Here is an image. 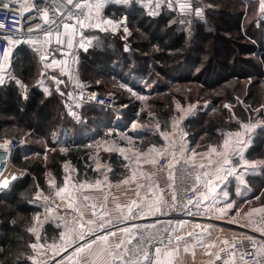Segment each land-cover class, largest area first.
<instances>
[{
	"label": "trees",
	"instance_id": "obj_1",
	"mask_svg": "<svg viewBox=\"0 0 264 264\" xmlns=\"http://www.w3.org/2000/svg\"><path fill=\"white\" fill-rule=\"evenodd\" d=\"M203 2L214 7L210 23L197 24L192 33L175 28L179 19L168 5L162 10L165 20L159 22L138 9L118 10L112 19H126L130 38L100 32L93 48L81 53L79 79L90 90L115 93L121 105H128L122 111L120 126L118 121L114 124L116 114L111 110L85 106L71 115L64 103L67 98L43 99L36 87L42 62L35 48L25 40L15 47L10 64L16 78L0 86V142L15 136L25 138L26 146L13 152L12 163L27 174L0 194V264H35L31 245H36L38 238L30 229L41 221L43 206L38 196L41 191L48 192L46 177L50 174L57 185L62 184L67 163L77 169L76 181L82 173L89 177L94 166L89 143L97 134L100 137L101 131L121 130L137 119L142 106L121 84L149 94L148 104L165 125L171 122L175 99L184 105L211 104V112L198 110L184 123L191 148L199 146L207 151L223 142L224 133L239 130L240 123H257L249 137L246 158L261 167L246 177L239 198L241 202L245 197L253 198V209H264V20L260 2ZM19 78L30 94L19 85ZM148 83L150 89L146 88ZM225 105H231L232 110ZM255 110L261 118L255 117ZM165 125L162 127L168 131ZM101 161L117 169L116 156ZM232 187L228 190L234 197ZM60 234V226L49 222L40 242L55 243Z\"/></svg>",
	"mask_w": 264,
	"mask_h": 264
},
{
	"label": "rangeland",
	"instance_id": "obj_2",
	"mask_svg": "<svg viewBox=\"0 0 264 264\" xmlns=\"http://www.w3.org/2000/svg\"><path fill=\"white\" fill-rule=\"evenodd\" d=\"M89 1L88 3H94L95 0H87ZM192 7H193V13L188 14L187 10H185L182 13H178L176 11V8L172 5V11H174L179 19V25L176 26L175 28L178 29L180 24L186 21H191L193 24L196 26L199 23H206L207 19L210 18L211 12L214 10V7H211V4H206L203 2V0H191ZM200 9V14H196V10ZM104 10L103 5L100 7V9L97 11L95 8L90 9L91 11V17H90V22H88L89 25H91L92 29H85V31H91L89 34H93L94 37H96V34H100V32H112L110 30L104 31V29H107L110 24L103 23L105 20H109L105 15L102 14ZM86 13L89 11L88 9L85 10ZM100 12V14H96L95 12ZM134 10H131L130 12H134ZM262 12V10H261ZM92 14H94L92 16ZM98 16V18H97ZM111 16V15H110ZM91 18H93L94 22L91 21ZM159 18H161V21L165 20L163 15L155 19L156 22H159ZM196 19L197 21H194ZM211 19V18H210ZM72 23H75L72 22ZM86 23V21H85ZM96 23H98L96 25ZM119 23V25H116ZM114 23V28H116V35L124 37V38H130L132 35L131 30L127 26L126 19L123 18L121 21ZM125 28L127 29L126 34L124 33ZM114 33V32H112ZM190 33V32H189ZM71 39L74 38L75 35H73V29H69L67 31V34L60 37L61 40H63V46L60 48V44H57L56 37L53 36L50 38L48 43H45V41L49 38H43L42 42L43 45L46 48V51L48 52L47 48L52 52L53 56L50 57L51 62L49 64H43L41 63L40 65V73L38 75H41L42 72H45L48 77H51L52 84L51 86L53 87V91L55 90L54 86L57 87L60 90V86L63 84H69L72 82H76V87L77 88H88V85L81 81L78 77L79 73V67L80 64L83 62L81 58V53L88 52L91 48H93L94 44L91 46V48L87 51H80L78 50V47L76 44L72 45L70 49H68L69 53L67 52V48L65 47L66 44H68V37ZM97 39V37H96ZM23 41V40H20ZM31 41V40H29ZM19 43H15L12 46V50L14 51L15 47ZM30 46L34 47L35 44V53L38 58V53L36 51V42L35 43H29ZM127 53L130 54L131 48L129 45L126 48ZM39 59V58H38ZM40 60V59H39ZM54 60H56L54 62ZM10 64V61L8 65ZM50 65V66H49ZM58 66V68H57ZM11 68V64H10ZM58 69V71H56ZM57 74H54V73ZM63 83L57 84L52 77H55ZM37 78V79H38ZM20 83V81H17ZM37 82V81H36ZM151 82V81H149ZM148 86L146 87L147 89H150L149 83L147 84ZM3 86V85H2ZM120 85H117L119 87ZM126 86V87H124ZM121 88L126 89L128 92L131 94V99L135 102H138L141 104L142 107H140L138 111V117L135 119L132 123H129L126 126H122L121 130L119 129H109L106 132V135L98 138L97 136L94 137V140L89 143L92 145L93 148V154H92V159L93 161L91 162L93 166V171H95L96 166H100V169L98 171V178L95 182L97 184V181H99L98 186L101 187L103 193H107L106 191L109 190L108 185H109V173L108 169L112 167V165L109 162H102L101 160L109 155L116 156V162L118 163L116 172H121L124 170L127 165L130 167H138V168H148L151 171L154 168V164L150 163V161H157L158 157L160 156V153L165 149L167 146L161 139L158 129L156 127L157 124L160 125V128L163 129L162 126L165 124L161 121V118L158 117L157 113L152 109V106L148 104L150 100V95L146 94L145 92H139L134 89H132L130 86L127 87V84H121ZM62 89V88H61ZM89 89V88H88ZM113 90V88H112ZM56 91V90H55ZM101 93V92H100ZM112 92L108 93H101V94H109ZM115 94V93H113ZM116 95V94H115ZM117 96V95H116ZM56 98V94L50 96L49 98H45L43 96V99H46V101L51 100ZM118 98V96H117ZM65 106L68 108V110L74 106L72 102H70L68 99H66V102L64 101ZM174 107L172 109L173 116L170 118L169 122L167 125L168 127V132L172 134L173 136V141L171 143L172 149L177 154L178 159H184L188 158V153L190 152H195L197 155H205L208 153V155L204 158L198 159L197 155L192 156L191 159H194L199 165L204 164L206 166L211 167L214 169V175L216 177L215 173V168L217 166L222 165V157L218 155L217 153H220L223 150L222 145L226 139H229V147L227 149L228 153V158L232 160L235 157V154L237 150H239L241 153H244L246 155L247 149H248V142H250V136L256 131L258 124L257 123H248V124H242L240 123V129L231 133H224V138L223 142L218 145V146H211L209 150H204L200 149L199 146L195 148L190 147V142H189V134L187 131V128L184 126V123L186 119L191 116L195 115L198 113V110H210L212 111V106L209 103L205 104H189V105H184L180 103L177 99L173 101ZM118 104L120 106H123L119 103V98H118ZM74 108V107H73ZM224 108H226L228 111L232 110L231 105H225ZM77 109V108H75ZM255 117L261 118V114H259L258 110H255ZM76 113V112H75ZM122 111L120 113V118L117 120L118 116H116L114 119L116 124V120L118 121V126H120V122L122 123L123 119L121 117ZM144 114V118L142 119V115ZM71 115H73V112H71ZM261 124L263 122L261 121ZM135 125V128L133 127ZM243 125H248L249 127L247 129L243 128ZM255 125V127H252ZM117 126V127H118ZM104 130V129H101ZM164 130V129H163ZM166 131V130H165ZM241 133L240 136H235V133ZM231 134V135H230ZM18 137V136H15ZM21 138V137H19ZM22 139L25 140L24 137ZM238 141H242V143H238ZM27 143V141L25 140ZM161 142L163 143V146L161 145ZM1 144V142H0ZM199 147V148H198ZM216 148V152H212V148ZM181 149H184V152H181ZM123 150V151H121ZM135 152L136 154H134ZM127 157V159H126ZM208 160L207 162L205 161ZM246 161L249 162V164L255 163V167H248L247 170L245 171L244 169L240 170L239 175L243 176V181L241 182V179L233 176H226L225 172H221V176H226V179L224 181L217 182L215 180V185H216V193L211 194V192H203L205 189V185L202 187V195H207L208 199L203 200L201 199V207L200 211L205 212V216H208L211 219L214 220H221L220 222H224L225 224L232 223L234 225L240 226L242 228H251L252 224L256 223V220L258 217H261L263 219L262 224L256 229L259 232V235L264 237L262 235V232H264V212L261 211H254L253 205L255 204L254 199L245 197V199L241 202L239 196L244 193L243 188L246 186V177L249 174H256L260 167L261 164L258 162H253L249 161L246 158ZM101 163V164H100ZM15 166V165H14ZM226 165H223L225 167ZM16 167V166H15ZM65 170V167H64ZM104 181H108L106 183L107 187L104 188L103 184ZM69 185V191H74L77 193L76 195H71L72 198L67 196L65 200H60L61 198L54 197L53 193V187L52 185L55 184V181L50 177V174L46 177V181L44 184H46L48 188L47 193H42L38 196V198H42V202L49 203L54 207V212L56 211V218L57 216H60L59 210H66V205H63L62 203L66 204L67 201L72 203V201L76 200V196L78 198H81L80 192H82L83 188L82 183L78 182L75 180V176L71 178V181L67 182ZM213 184V185H214ZM233 184V191L232 195L234 194V197L231 196L230 191L228 188L230 185ZM226 193V195H225ZM201 195V196H202ZM238 203V207H236L235 204ZM60 204V205H59ZM229 205H231L229 207ZM60 206V207H59ZM205 207V208H204ZM207 207V208H206ZM58 209V210H57ZM218 210V211H217ZM46 215L47 219L43 218L41 221H39L36 226L34 227L36 236L38 238V243L36 244L37 247L33 249L34 253V258L33 261L35 264L39 262V264H58L59 261L63 258V264H69L70 258H73L74 250L79 247L77 246L80 243L81 246V240L79 241L77 239V234H79V227H74L70 225H65V224H59L57 220H52L51 216L52 213L50 211L46 210ZM223 220V221H222ZM52 222V224H55L57 226H60L61 228V234L59 238L56 240L55 243L52 242H47V243H41L40 238L42 237V232L44 229V226ZM220 224V223H219ZM216 227V226H215ZM221 228V227H219ZM229 228L233 229L234 227L230 226ZM220 230V229H219ZM242 232V231H240ZM62 235L64 236L63 239H61ZM89 237V232H87V236L83 238V242H85ZM46 238V237H45ZM69 240H71V243H69ZM66 248V250H65ZM193 249V247H191Z\"/></svg>",
	"mask_w": 264,
	"mask_h": 264
},
{
	"label": "crops",
	"instance_id": "obj_3",
	"mask_svg": "<svg viewBox=\"0 0 264 264\" xmlns=\"http://www.w3.org/2000/svg\"><path fill=\"white\" fill-rule=\"evenodd\" d=\"M251 1L260 2L261 10L262 8H264V0H251ZM84 2L88 3L89 1L84 0ZM102 5L104 7L102 14L105 15L110 21H112V24L109 25L107 30L116 33L117 29L114 28L116 27L114 26V23L115 22L117 23V21L112 19L116 16V11L118 10L131 11L134 9L135 10L140 9L141 11L146 12L150 18L155 20L156 18L160 17V15L162 16L163 7L167 6L168 2L167 0H163L159 8L156 7L155 0H103ZM186 10L188 14L193 13L194 9L192 7V3H191V7L186 8ZM108 12L111 16L108 14ZM95 13L100 14V12H95ZM93 15L94 14H92V16ZM159 20L161 21V18H159ZM91 21L94 22L93 18H91ZM88 22L90 21L86 20V23L84 24L83 28H80L79 26L76 27L75 29L76 34L71 41L72 45L76 44L78 50L80 49V51L89 50L96 41V37H94L93 34H89L91 31H87L88 29L94 28L90 26ZM97 24L98 23H96V25ZM116 25H119V23H117ZM85 29L87 30L85 31ZM124 33H126V31H124ZM68 39L71 40L69 37ZM67 45L68 44H66L65 46L67 48V52L68 54H71V52L69 53L68 51V49H70L71 47L69 48ZM62 46L63 45H60V48ZM55 61L56 60H54V62ZM18 81H20L19 85L23 87L25 92L27 94H30V91L25 81L21 79H19ZM76 85H77L76 82H72L69 84H63L59 88H62L64 90V88L70 86L76 87ZM55 94L56 91L55 90L53 91V87L50 85L49 87L44 88L42 95L45 98H49L50 96ZM80 109H81L80 107H74V108L71 107L69 109V113L71 114V112H73V115H75V112H77ZM101 132L102 135L103 134L106 135L107 131H101ZM101 136L99 137V134H97L98 138H101ZM133 153L136 154L135 152ZM207 155L208 153L205 154L204 156L197 155V158L201 159L206 157ZM205 161L207 162L208 160L205 159ZM64 167H65L64 170L65 180L60 185H57V182H55V184L52 185L53 193L55 198L58 197L61 198L60 200H65V198L68 196L70 200V198H72V196L76 195L77 193H75L74 191H69L68 188L69 185L67 182L71 181L72 177L78 176L77 175L78 173H77V169L69 163L64 165ZM95 168L96 170L93 171L89 177H86L84 173L80 174L81 180H79L78 182L82 183L81 187L83 188L82 192H80L81 198H78V196H76L77 197L76 200L72 201V203H70L69 201H67L66 204L62 203L63 205H66V210L63 209L59 210L60 216H57V218L55 216L56 211L54 212V207L49 203L42 202V198L40 197V202L42 203L43 206L42 217H41L42 222H43V218L44 219L48 218L46 215V210L52 213L51 216L52 220H57L58 222L60 221L59 224L79 227L75 223V221L79 219L82 223L85 224V227L79 231V234H77L76 237L79 241L81 240L82 242L81 245H84L88 241L93 239V236L89 234L88 239L85 242L82 241L83 238L87 236V232L90 233L92 230H95L97 236L103 235L107 231H116L117 228H129L130 233H132V227L129 226V223L136 224L137 222H147L149 224H153L156 221H158L160 218H162L164 212L163 214H161L159 212L154 211L156 207H160L157 198V191L155 190V187L152 182L154 168L151 171L150 169L145 167L138 168L132 166L129 167L127 165V167L121 172H116V169L114 167H110L108 169V173L110 176L108 180L109 190L108 192L106 191L108 194L103 193L101 187H99L98 184H95L98 178L97 173L100 169V166L98 165ZM20 171H24V170H20ZM124 180H128V183L126 184L121 183ZM141 186H145V187L151 186V192L148 194V196L149 195L153 196V198L151 199L153 211H146L144 213V218L142 219L128 218L127 206L132 205V201L135 200L137 204H140L141 206H143L146 203V194L144 191V187ZM64 188H66V191H60L61 189ZM58 191H60V195H56ZM207 191L210 192V190H204L203 192H207ZM137 193H139V195H137ZM211 194L213 193L211 192ZM84 197H88V199L84 200ZM85 205H88V207H85ZM200 205H201V199L199 205L194 206L191 211V214L197 216L196 220L177 223V227L181 231V236H183L184 239L179 242L178 252H174L171 257H162V259L164 260V264H215L216 254H219L221 252V249L228 248L233 242H235L238 239H242L250 236V232H245V231L243 232L242 230H238L236 228L231 229L229 228L230 225L221 224V223H225V220L224 222H220L221 220H214L209 218L208 216L203 215L205 214V212L200 211V207H201ZM92 206L95 207L93 208ZM132 207H133L132 215L133 217H135L136 213L138 212V209L134 205H132ZM109 220L112 221V225L108 228H105L104 231L102 232L98 227L99 223L101 221L106 223ZM66 221L67 223H65ZM88 221H94V223L88 224L87 223ZM81 232H83L82 238H81ZM188 232H192L193 234L191 236H188L187 235ZM128 235H129L128 233L117 232L116 237L109 238L107 247L109 248L114 247L115 243L119 239H127ZM223 240H228L230 243L228 245H224L222 243ZM209 244L212 246L211 247L205 246ZM77 246H80V243ZM191 247H193V249ZM104 248H105L104 242L97 240V242L92 245V248L90 250L85 249L84 252L75 251L73 254V258H70L69 260L70 261L69 264H111V260L113 258L108 256L106 253H104L103 251ZM209 252L212 253V255H208L207 253ZM228 264H238V263L234 257H230Z\"/></svg>",
	"mask_w": 264,
	"mask_h": 264
},
{
	"label": "built area",
	"instance_id": "obj_4",
	"mask_svg": "<svg viewBox=\"0 0 264 264\" xmlns=\"http://www.w3.org/2000/svg\"><path fill=\"white\" fill-rule=\"evenodd\" d=\"M34 2L36 3L37 9L45 7L44 4L39 3V0H0V26H2L0 27V79L3 80V83H0V86L8 83L11 79L16 78V76H14L11 72L10 64L8 65L13 54L12 46L15 44L12 41L31 40L36 42L38 58L43 64H49L51 62L50 57L53 56V54L48 48V52L46 51V48L42 42L43 38H47L44 35V30H47L49 26L45 24L42 19H37L35 12L29 11V8L32 7ZM4 4H7L8 7L4 8ZM173 6L176 8L178 13H182L179 10L178 4L174 2ZM261 15V19L264 20V10H262ZM30 16L32 17L31 20H29ZM206 23H210V18L207 19ZM29 26H31L33 29L42 27L43 30L29 31ZM181 27L185 28L190 33L195 30V25L191 21L181 23L179 28ZM124 39L126 40V38ZM41 54H43L46 59H42ZM56 71H58V69ZM51 84V77H48L45 72H42L36 82V87L38 88L37 91L42 95L44 88L49 87ZM54 88L56 90V97L67 98L74 104L73 107L81 108L85 106H95L111 110L116 114V116H118L117 120L120 118L119 116L121 111L128 108V105L120 106L118 104L117 96L113 93L101 94L88 88L82 89L72 86L64 88V90L61 88L59 90L55 86ZM156 127L162 141L167 145L160 153V156L155 163L152 177L153 185L157 191L158 202L164 214L162 218L153 224H149L147 222H137L136 224L129 223V226H139L132 227V233L137 235V237H139L141 233L145 235L151 233L153 236H156L157 239L153 241L149 250H151V248L161 247L163 252L165 249L160 244V240L167 242L168 238L171 237L173 238V243H175L174 237L176 235H181V231L177 227L178 222H189L191 220L197 219V216L191 214L192 208L195 205L187 204V201L200 200L202 187L204 186V180L210 179L212 181L211 184L205 186L206 190H210L215 183L216 177L214 175V169L209 166H206L204 169H198V172H195L194 169L190 167V165L195 164L198 168L199 164L194 159H178L176 152L171 146L173 141L172 134L160 128L159 124H157ZM0 145H6V147H0V173H2L4 169L9 174L16 168L12 163L13 152L26 146V142L22 138L11 137L1 141ZM173 153L174 156L170 155ZM186 160L188 161L187 163H185ZM244 160H246V155L242 153V159L241 156L235 155L231 161L232 164H237L238 162L242 163ZM170 163L171 166L168 167ZM225 167L227 169L229 166L226 165ZM90 169L91 167L88 166L87 171ZM18 171L19 174L16 176V178L11 180H9V178L7 179L10 182L8 189L16 179L23 178L27 174L26 171ZM204 171L209 173L208 177L203 176ZM189 173H193V175H189ZM195 174L201 175V179L199 181L194 180ZM6 175L7 174H3V176L0 177V181L4 180V178H7ZM107 182L108 181H104V188L107 187ZM194 184L199 185V194L193 191H185V189L190 188ZM8 189L0 185V194ZM173 193L176 195V200L174 202L171 199ZM149 197L151 199L153 198L152 195H149ZM262 221L263 219L258 217L256 223H253L251 228L245 229L229 223V225L232 227H239L243 232H250L249 237L255 241L256 247L254 248L251 246L249 240L247 239L248 237L238 239L233 242L236 245L235 247H232V243L228 248L219 253L221 260H216L215 264H223V261H229L230 257H234L238 264H251L254 258L259 260V264H264V237L260 236L258 233L259 231L256 230L262 224ZM135 244L136 240L134 239L132 240V245L127 246L132 247ZM170 248L171 246H169V249ZM247 252H252L253 255H245L244 258L241 259V253ZM232 253H235V255L232 256ZM111 264H118V261L112 259Z\"/></svg>",
	"mask_w": 264,
	"mask_h": 264
},
{
	"label": "snow or ice",
	"instance_id": "obj_5",
	"mask_svg": "<svg viewBox=\"0 0 264 264\" xmlns=\"http://www.w3.org/2000/svg\"><path fill=\"white\" fill-rule=\"evenodd\" d=\"M163 2V0H155V5L157 8L160 7L161 3ZM168 2V7L171 8L173 3L175 2L176 4H178L179 6V10L181 12H183L186 8H190L191 7V3L190 0H167ZM39 3L44 4L45 7L41 8V9H37L36 7V3L34 2L32 7L29 8V11L31 12H35L37 15V19H42L43 22L45 24H47L49 27L47 30H44V35L49 38L45 41V43H48L50 38H52L53 36L56 37V42L57 44L63 45V40L60 39V37L64 36L67 34V30L69 29H73V35H75V29L77 27V25H79L80 28L84 27L85 21L86 20H90L91 17V11L90 9L95 8L97 11L100 9V7L103 4V0H95L94 3H85L84 0H39ZM4 8H7L8 5L4 4L3 5ZM88 9L89 11L87 13H85V10ZM262 10H264V8H262ZM200 9L196 10V14L199 15L200 14ZM32 17H29V20H31ZM72 21H75V23H72ZM103 23L106 24H112V21L110 20H105L103 21ZM91 26V25H90ZM98 26V25H97ZM2 27V26H0ZM29 31H41L43 30L42 27L41 28H31V26H29ZM107 30V29H104ZM125 31H127V29L125 28ZM13 43H20L23 41L20 40H16V41H12ZM28 43H35L34 41H27ZM69 48L72 47V43L71 40H69L68 45ZM83 46V45H81ZM41 58L42 59H46V57L43 56V54H41ZM50 66V65H49ZM52 79L57 83H63V81L57 79L56 77H52ZM0 83H3V80L0 79ZM62 95V93H61ZM94 98V97H93ZM135 128V125L133 126ZM243 128L247 129L249 126L248 125H243ZM252 127H255V125H253ZM231 135V134H230ZM241 133H235V136H240ZM229 139H226L222 145V148L224 151L217 153L218 155H220L222 157V165L221 166H217L215 168V173H216V180L217 182L220 181H224L226 179V176H233V177H237L241 179V182L243 181V176L239 175L240 170L244 169L245 171L247 170L248 167H255V163L253 164H249L248 161L244 160L242 163H237V164H232V161L228 158V153H227V149L229 147ZM238 143H242V141H238ZM0 147H6V145H0ZM123 151V150H121ZM212 152H216V148H212L211 149ZM181 152H184V149H181ZM235 155L241 156L242 159V153L237 150L236 153H234ZM172 156H174L173 154H170ZM197 155V153L190 152L188 153V159L190 160L192 156ZM127 159V157H126ZM157 161L153 160L150 161V163H156ZM188 161L186 160L185 163H187ZM223 165H228L229 167H227V169H225L223 167ZM171 166V163L168 165V167ZM190 167H192L194 169L195 172H198V169H204L206 168V165L204 164H200L197 168V166L195 164L190 165ZM221 172H225L226 176H221L220 173ZM189 175H193V173H189ZM3 176V173H0V177ZM203 176L204 177H208L209 173L207 171L203 172ZM14 178V177H13ZM201 179V175L200 174H195L194 175V180L195 181H199ZM121 183H128V180H124ZM212 181L210 179H205L204 180V185L207 186L209 184H211ZM97 184H99V181H97ZM0 185H2L3 187H7V178H4V180L0 181ZM144 187V191L146 194V203L141 206L140 204H137V202L134 200L132 201V205H134L137 209L138 212L136 213V216L133 217L132 213H133V207L132 205L127 206L128 207V218H144V213L146 211H153L152 208V201L151 198L148 196V194L151 192V186L145 187V186H141ZM216 189V185L214 184L213 187L210 189V192L214 193ZM60 191H66V188L61 189ZM60 191H58L56 193V195H60ZM185 191H193V192H197L199 194V185L194 184L193 186H191L190 188L185 189ZM137 195H139V193H137ZM226 195V193H225ZM88 197H84V200H87ZM172 201L174 202L176 200V195L175 193L172 194L171 197ZM201 199L203 200H207L208 196L207 195H202ZM200 203V200H189L187 201V204L190 205H195L198 206ZM231 205H229L230 207ZM85 207H88V205H85ZM93 208L95 206H92ZM119 207V206H118ZM155 212H159L161 214H163V211L161 209V207H156L154 209ZM254 211H264V209H254ZM67 223V221L65 222ZM75 223L79 226L80 229H83L85 227V224L82 223L79 219L77 221H75ZM88 224L94 223V221H88ZM112 225V221L109 220L106 223L101 221L98 225L99 229L103 232L105 228H108ZM132 227H139L136 225H133ZM30 231H35V229H30ZM117 232H123V233H128V238L127 239H119L114 247L109 248L107 247L108 242H109V238L110 237H116L117 236ZM90 235L93 236V239L88 241L86 244L81 245L79 247H77L74 251L76 252H84L85 249H91L92 245L95 244L97 242V240L99 241H103L105 244V248H104V253H106L108 256L112 257L114 260L118 261V264H164V260L162 259V257H171L173 255L174 252H178L179 251V242L182 241L184 239L183 236L181 235H176L174 237V241L175 243H173V238H168L167 242H165L164 240H160V244L164 247V251L162 252L161 247H155V248H151L150 246L153 243V241H155L157 239L156 236H153L151 233H148L147 235L141 233L139 235V237H137V235L130 233L129 228H117L116 231H107L105 234L103 235H99L97 236L95 233V230H92L90 233ZM193 233L192 232H188L187 235L191 236ZM262 235H264V232H262ZM83 237V232H81V238ZM64 236L62 235L61 239H63ZM136 240V244L132 247H128L127 245H132V240ZM251 244L252 247H256L255 241L251 238L248 237L247 238ZM69 243H71V240H69ZM222 243L224 245H228L230 242L228 240H223ZM169 246H171L170 250H169ZM206 247H211L212 245H205ZM235 243L232 244V247H235ZM31 247L33 249H35L37 247V245L33 244L31 245ZM66 250V248H65ZM221 251H224V249H221ZM208 255H212V253H207ZM232 256L235 255V253L231 254ZM245 255H253L252 252H247V253H241V259L244 258ZM216 260H221V256L219 254H216ZM29 259H32L31 257H29ZM37 264H39V262H37ZM58 264H63V258L61 259V261L58 262ZM223 264H228L227 260L223 261ZM251 264H259V260L257 259H253V261L251 262Z\"/></svg>",
	"mask_w": 264,
	"mask_h": 264
},
{
	"label": "bare ground",
	"instance_id": "obj_6",
	"mask_svg": "<svg viewBox=\"0 0 264 264\" xmlns=\"http://www.w3.org/2000/svg\"><path fill=\"white\" fill-rule=\"evenodd\" d=\"M19 174L18 169L15 168L14 171L10 172L9 174L6 175L7 179L9 180L16 178V176ZM14 177V178H13Z\"/></svg>",
	"mask_w": 264,
	"mask_h": 264
},
{
	"label": "water",
	"instance_id": "obj_7",
	"mask_svg": "<svg viewBox=\"0 0 264 264\" xmlns=\"http://www.w3.org/2000/svg\"><path fill=\"white\" fill-rule=\"evenodd\" d=\"M9 181L7 180V184H8V186H9ZM8 186L6 187V189H8ZM221 224H223V223H221ZM234 228H236V229H238V230H240V228L239 227H237V226H235Z\"/></svg>",
	"mask_w": 264,
	"mask_h": 264
},
{
	"label": "clouds",
	"instance_id": "obj_8",
	"mask_svg": "<svg viewBox=\"0 0 264 264\" xmlns=\"http://www.w3.org/2000/svg\"><path fill=\"white\" fill-rule=\"evenodd\" d=\"M2 173H3V174H8V173H7V171H6V170H4V169H3V172H2Z\"/></svg>",
	"mask_w": 264,
	"mask_h": 264
}]
</instances>
